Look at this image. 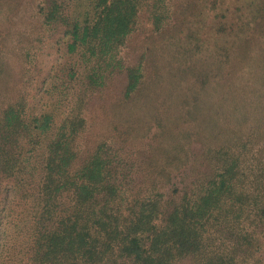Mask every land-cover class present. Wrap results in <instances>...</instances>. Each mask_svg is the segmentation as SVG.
I'll list each match as a JSON object with an SVG mask.
<instances>
[{
	"label": "trees",
	"instance_id": "trees-1",
	"mask_svg": "<svg viewBox=\"0 0 264 264\" xmlns=\"http://www.w3.org/2000/svg\"><path fill=\"white\" fill-rule=\"evenodd\" d=\"M163 7L44 0L39 14L63 33V61L40 106L0 108V264H264V100L255 89L245 98L238 89L241 120L231 125L242 134L185 152L183 167L162 166L153 141L147 152L127 138L86 137L94 97L118 79L119 105L140 89L143 57L125 63L123 50L140 9L156 31Z\"/></svg>",
	"mask_w": 264,
	"mask_h": 264
},
{
	"label": "rangeland",
	"instance_id": "rangeland-1",
	"mask_svg": "<svg viewBox=\"0 0 264 264\" xmlns=\"http://www.w3.org/2000/svg\"><path fill=\"white\" fill-rule=\"evenodd\" d=\"M162 1L161 31L140 9L123 50L125 63L143 57L140 89L119 105L118 79L94 97L86 137L90 145L99 136L127 138L147 152L153 141L162 166L183 167L185 152L224 133L242 134L241 124L231 125L241 120L232 112L238 89L243 98L255 89V99L264 100V0ZM43 6L44 0H0V108L21 102L27 114L40 106L37 98L63 61V33L43 22Z\"/></svg>",
	"mask_w": 264,
	"mask_h": 264
}]
</instances>
